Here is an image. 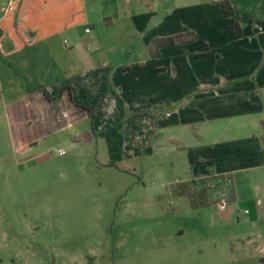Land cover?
<instances>
[{"label": "crops", "instance_id": "crops-1", "mask_svg": "<svg viewBox=\"0 0 264 264\" xmlns=\"http://www.w3.org/2000/svg\"><path fill=\"white\" fill-rule=\"evenodd\" d=\"M178 35L187 41L155 45ZM15 76L51 97L75 88L109 166L179 162L186 176L171 186L213 176L234 187L264 171V0H0V79Z\"/></svg>", "mask_w": 264, "mask_h": 264}, {"label": "rangeland", "instance_id": "rangeland-1", "mask_svg": "<svg viewBox=\"0 0 264 264\" xmlns=\"http://www.w3.org/2000/svg\"><path fill=\"white\" fill-rule=\"evenodd\" d=\"M37 86L0 79V264H264V171L204 179V200L222 204L193 207L170 185L179 162L109 166L92 119L67 98L27 100Z\"/></svg>", "mask_w": 264, "mask_h": 264}, {"label": "trees", "instance_id": "trees-1", "mask_svg": "<svg viewBox=\"0 0 264 264\" xmlns=\"http://www.w3.org/2000/svg\"><path fill=\"white\" fill-rule=\"evenodd\" d=\"M222 9H223V12L226 16L230 17L233 15V11L227 3H223ZM186 41L187 40L184 38L183 35H178V36H174V37L159 39L156 41L155 45L157 48H161V47H165V46H173L176 44H181V43H184ZM189 41H193V38ZM34 91H40L42 93V95L44 96V98L48 101L60 99L63 92L67 91L68 96H69V101L72 103L73 106L80 109L83 113H86L89 116L93 114L94 109L91 106V104H89L88 102L79 100L77 97V92H76L75 88H73L70 85L61 86L58 89V92H57L55 97H51L50 94L48 93V91L45 88L40 87V86L35 88ZM208 178L212 179V182H214L218 186H224V185L231 183L230 177L208 176L206 178L199 179L200 181L199 180H195V181L193 180V181H190L188 183L178 184L179 186H178L176 194L179 196H185L188 199L189 203L192 204L193 207L205 206V205H208L211 203L212 204L213 203L222 204L220 200L215 201V202L204 200V198L206 199V195H207L206 191L208 192V189H209L208 187H210L211 185H210V183H206L204 185L202 183V181H204V179H208ZM201 186L204 187L202 191H205V193L202 194V193L198 192L196 194V189L201 187ZM232 198H233V195H230L228 200L230 201V200H232Z\"/></svg>", "mask_w": 264, "mask_h": 264}, {"label": "built area", "instance_id": "built-area-1", "mask_svg": "<svg viewBox=\"0 0 264 264\" xmlns=\"http://www.w3.org/2000/svg\"><path fill=\"white\" fill-rule=\"evenodd\" d=\"M15 10V7H14V4L13 2L7 4L6 6H4L2 9H1V12L6 15L8 14L9 12H13ZM58 154L59 155H64L65 152L63 150H59L58 151Z\"/></svg>", "mask_w": 264, "mask_h": 264}]
</instances>
